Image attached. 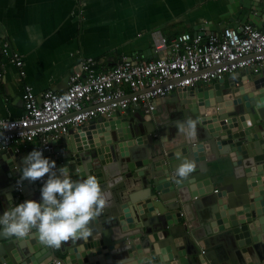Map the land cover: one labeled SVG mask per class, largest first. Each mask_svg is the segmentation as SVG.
Instances as JSON below:
<instances>
[{
	"label": "water",
	"instance_id": "obj_1",
	"mask_svg": "<svg viewBox=\"0 0 264 264\" xmlns=\"http://www.w3.org/2000/svg\"><path fill=\"white\" fill-rule=\"evenodd\" d=\"M243 10L250 23L261 19L264 0ZM234 78L238 85L178 90L149 116L127 110L52 142L46 156L74 179L95 175L109 205L92 221L94 236L62 243L60 259L34 235H0V264H264V108L255 104L264 73ZM190 119L195 135L178 131ZM27 153L0 152V212L39 199L40 185L27 180L16 197ZM181 158L195 169L177 180Z\"/></svg>",
	"mask_w": 264,
	"mask_h": 264
},
{
	"label": "crops",
	"instance_id": "obj_2",
	"mask_svg": "<svg viewBox=\"0 0 264 264\" xmlns=\"http://www.w3.org/2000/svg\"><path fill=\"white\" fill-rule=\"evenodd\" d=\"M253 1L0 0V48L7 46L22 62L19 68L0 56L4 62L0 118L22 116L24 85L31 86L38 99L47 91H66L69 78L84 60L105 70L123 58L132 62L154 58L157 36L170 41L181 34L207 38L235 28L234 24L264 26V17L257 15L250 23L241 15ZM226 79L231 82V77ZM61 141L53 142L59 147ZM39 145L35 139L21 154ZM199 244L202 247L203 242ZM56 253L63 258L59 249Z\"/></svg>",
	"mask_w": 264,
	"mask_h": 264
},
{
	"label": "built area",
	"instance_id": "obj_3",
	"mask_svg": "<svg viewBox=\"0 0 264 264\" xmlns=\"http://www.w3.org/2000/svg\"><path fill=\"white\" fill-rule=\"evenodd\" d=\"M155 57L132 62L123 58L105 70L87 59L71 75L63 93L47 91L41 98L29 85L23 86V113L18 119L0 118V152L12 150L20 154L35 139L36 149L43 155L51 143L78 131L90 121L109 119L127 110L149 116L156 110V101L172 93L197 85H210L234 79L235 74L259 76L264 73V26L245 24L224 28L207 38L181 34L172 41L163 36L154 39ZM0 56L16 67L19 58L12 56L7 46ZM4 62L0 61V78ZM42 177L35 180L43 183ZM21 185H15L16 197ZM54 251L57 248H52ZM55 264H63L56 260Z\"/></svg>",
	"mask_w": 264,
	"mask_h": 264
},
{
	"label": "clouds",
	"instance_id": "obj_4",
	"mask_svg": "<svg viewBox=\"0 0 264 264\" xmlns=\"http://www.w3.org/2000/svg\"><path fill=\"white\" fill-rule=\"evenodd\" d=\"M259 96V93L253 94ZM257 109L264 108V98L255 99ZM195 135L196 121L178 124V131ZM20 181H35L42 177L39 199H25L9 203L0 212V235L24 238L34 235L43 245L59 248L69 240L87 241L93 235L92 221L109 205V197L98 178L88 174L74 179L67 164L56 167V161L33 148L17 167ZM195 169V162L181 158L174 169V178L187 177ZM99 236H97V239Z\"/></svg>",
	"mask_w": 264,
	"mask_h": 264
},
{
	"label": "flooded vegetation",
	"instance_id": "obj_5",
	"mask_svg": "<svg viewBox=\"0 0 264 264\" xmlns=\"http://www.w3.org/2000/svg\"><path fill=\"white\" fill-rule=\"evenodd\" d=\"M137 117H138V116H137ZM172 118H173L172 115H170V116H169V119H172Z\"/></svg>",
	"mask_w": 264,
	"mask_h": 264
}]
</instances>
